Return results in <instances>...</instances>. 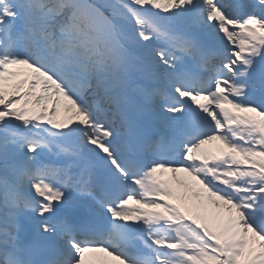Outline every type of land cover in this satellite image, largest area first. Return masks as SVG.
I'll return each instance as SVG.
<instances>
[{
    "label": "snow or ice",
    "instance_id": "6c2138e0",
    "mask_svg": "<svg viewBox=\"0 0 264 264\" xmlns=\"http://www.w3.org/2000/svg\"><path fill=\"white\" fill-rule=\"evenodd\" d=\"M89 251L264 264V0H0V264Z\"/></svg>",
    "mask_w": 264,
    "mask_h": 264
},
{
    "label": "rangeland",
    "instance_id": "374dc122",
    "mask_svg": "<svg viewBox=\"0 0 264 264\" xmlns=\"http://www.w3.org/2000/svg\"><path fill=\"white\" fill-rule=\"evenodd\" d=\"M24 74H25V73L22 71L20 76L15 77V78L9 80V81L5 84L6 93L12 91V85L15 84V83H17L20 79H22ZM64 115H66V113H64V112L62 111V112H61V118H62ZM167 174H168V173H165L164 176H166ZM180 179H181V181L184 182V184H179L177 181H175V184L178 186V188H175V189H177V196H174V199H175L178 203H184L183 201H180V200L178 199V196H179L180 194H184V193H185V191H186V189H185V185L191 184V181L188 180L186 177L183 178L182 176H180ZM187 196H188V199L185 200V201H186L185 205H187V206H189V205H190V206H194L195 204L198 203V198L194 197V196L192 195V192H191L190 190L187 191ZM133 207H135V205H133Z\"/></svg>",
    "mask_w": 264,
    "mask_h": 264
},
{
    "label": "bare ground",
    "instance_id": "6f19581e",
    "mask_svg": "<svg viewBox=\"0 0 264 264\" xmlns=\"http://www.w3.org/2000/svg\"><path fill=\"white\" fill-rule=\"evenodd\" d=\"M206 148L210 149L211 151L213 150L211 145H206L205 146ZM96 253V251H89V254L90 253ZM100 254V257L99 255H97V258H99V264H116L118 261L114 260L112 257L108 256L107 253H104V252H99ZM87 263V260L85 261V264Z\"/></svg>",
    "mask_w": 264,
    "mask_h": 264
}]
</instances>
